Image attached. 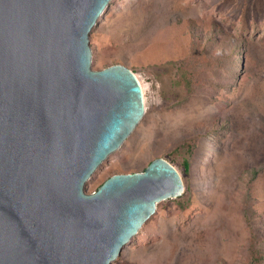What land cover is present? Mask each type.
<instances>
[{"label": "rangeland", "instance_id": "rangeland-1", "mask_svg": "<svg viewBox=\"0 0 264 264\" xmlns=\"http://www.w3.org/2000/svg\"><path fill=\"white\" fill-rule=\"evenodd\" d=\"M89 45L144 114L85 191L156 158L183 183L112 264H264V0H111Z\"/></svg>", "mask_w": 264, "mask_h": 264}, {"label": "water", "instance_id": "water-1", "mask_svg": "<svg viewBox=\"0 0 264 264\" xmlns=\"http://www.w3.org/2000/svg\"><path fill=\"white\" fill-rule=\"evenodd\" d=\"M110 1L0 0V264H112L183 192L163 158L84 189L144 114L131 70L91 68Z\"/></svg>", "mask_w": 264, "mask_h": 264}, {"label": "bare ground", "instance_id": "bare-ground-1", "mask_svg": "<svg viewBox=\"0 0 264 264\" xmlns=\"http://www.w3.org/2000/svg\"><path fill=\"white\" fill-rule=\"evenodd\" d=\"M138 80V79H137ZM138 83H139V81H138ZM140 84V83H139ZM140 87H141V85H140ZM141 89H142V87H141ZM142 94H143V91H142Z\"/></svg>", "mask_w": 264, "mask_h": 264}, {"label": "trees", "instance_id": "trees-1", "mask_svg": "<svg viewBox=\"0 0 264 264\" xmlns=\"http://www.w3.org/2000/svg\"><path fill=\"white\" fill-rule=\"evenodd\" d=\"M234 55H236L235 53H234ZM185 165H187V164H185ZM253 264V263H252Z\"/></svg>", "mask_w": 264, "mask_h": 264}]
</instances>
